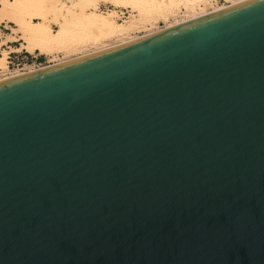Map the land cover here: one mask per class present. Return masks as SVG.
I'll return each mask as SVG.
<instances>
[{"label":"water","instance_id":"1","mask_svg":"<svg viewBox=\"0 0 264 264\" xmlns=\"http://www.w3.org/2000/svg\"><path fill=\"white\" fill-rule=\"evenodd\" d=\"M0 264H264V0L1 80Z\"/></svg>","mask_w":264,"mask_h":264},{"label":"bare ground","instance_id":"2","mask_svg":"<svg viewBox=\"0 0 264 264\" xmlns=\"http://www.w3.org/2000/svg\"><path fill=\"white\" fill-rule=\"evenodd\" d=\"M242 1L244 0H224L219 4L217 0H1L0 22L6 20L11 23V31L16 32L17 36L11 35L8 38L7 35V40L0 41V81L42 67L25 63L22 67L7 69L5 72L9 53L8 49L2 48L5 44L10 52L38 51L47 55L61 52L65 57L76 51V57H80L130 42ZM100 3H109L113 8L100 12ZM118 7L129 8L136 15H132V19L124 23L117 22L114 17ZM159 19L165 22V26L153 27V23L156 24L155 21ZM52 24H56L57 29H52ZM140 27L145 29V33L132 35ZM112 39L117 41L107 43ZM17 40L18 46L8 45ZM91 45L95 49L83 52L84 48L90 49ZM64 57L52 64L76 58Z\"/></svg>","mask_w":264,"mask_h":264},{"label":"rangeland","instance_id":"3","mask_svg":"<svg viewBox=\"0 0 264 264\" xmlns=\"http://www.w3.org/2000/svg\"><path fill=\"white\" fill-rule=\"evenodd\" d=\"M0 2H1V0H0ZM223 2H224V0H217V3H219V4H222ZM112 8H113V6H111L109 3L108 4L100 3V5H99V11L100 12H106L109 9H112ZM115 10L117 12H116V16L114 17V20L117 21V22H122L123 21V23H124L126 20L132 19V15H136L135 14L136 12L130 11L129 8H125V7H123V8L122 7H118ZM181 10H183V8ZM155 22H156V24L153 23V25H152L153 27L156 26L157 28H162V27L165 26V22L163 20H161V19L156 20ZM10 25H12V24L8 23L6 20H4V22H0V41L3 40V39L7 40V35H8V38L11 35L12 36H17L16 32H12L11 31ZM148 26H149V28L151 27L150 25H148ZM51 27H52V29H57L56 24H52ZM138 29L139 30H134L132 35H142V34L145 33L144 32L145 29H143V28L141 29V27L138 28ZM116 41H115V39H112V41L110 40V42L108 41L107 43H114ZM8 45L14 47V46H18L19 43H18V40H17L15 42L9 43ZM6 47H7V44L2 46V48H5V49L9 50V53L7 55L8 56V58H7L8 62L6 63L7 68L4 69L5 72L7 71V69H14V68L22 67L23 64H25V63H28V64L34 63V64L40 65V66H45V65H48V64L56 63V62L60 61L64 57L63 55H65V54H63L61 52L57 53V54H54V55L40 54L38 51L33 52V53H28V52H26L24 50H20L18 52H10L11 50L9 48H6ZM89 48L90 49H88V48L85 49L84 48L83 52H87V51H90L91 49L92 50L95 49V47L93 48L92 45ZM76 54H78V53H76V51H75V53L68 54L69 56L67 55L64 58L67 57L66 59H68L70 57H76ZM52 56H53V59H52Z\"/></svg>","mask_w":264,"mask_h":264},{"label":"built area","instance_id":"4","mask_svg":"<svg viewBox=\"0 0 264 264\" xmlns=\"http://www.w3.org/2000/svg\"><path fill=\"white\" fill-rule=\"evenodd\" d=\"M40 64V63H39Z\"/></svg>","mask_w":264,"mask_h":264}]
</instances>
